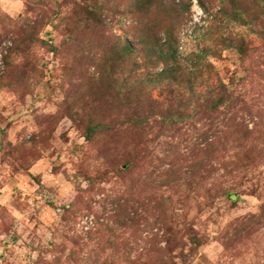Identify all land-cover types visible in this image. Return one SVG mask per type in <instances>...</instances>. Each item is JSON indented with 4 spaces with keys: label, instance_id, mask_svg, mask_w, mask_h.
Masks as SVG:
<instances>
[{
    "label": "clouds",
    "instance_id": "1",
    "mask_svg": "<svg viewBox=\"0 0 264 264\" xmlns=\"http://www.w3.org/2000/svg\"><path fill=\"white\" fill-rule=\"evenodd\" d=\"M58 2L25 0L16 26H40L0 52L5 143L48 145L26 171L0 164V264H264V12L210 21L185 50L194 77L100 118L69 95Z\"/></svg>",
    "mask_w": 264,
    "mask_h": 264
},
{
    "label": "rangeland",
    "instance_id": "2",
    "mask_svg": "<svg viewBox=\"0 0 264 264\" xmlns=\"http://www.w3.org/2000/svg\"><path fill=\"white\" fill-rule=\"evenodd\" d=\"M24 11H33L25 0H0V52L12 51L4 44L8 40L15 44L13 36L23 34L24 40L34 37L40 20L25 18L21 26L15 24ZM61 11L64 14L56 31L64 37L62 49L71 57L66 73L69 95L74 101L87 97L93 111L103 118L122 108L139 107L149 89L168 88L194 77L192 69L197 68L200 56L185 54L191 39L210 31L209 22L220 17L240 24L255 23L264 12V0H59L58 16ZM220 43L241 50L245 47L243 41L231 37ZM207 51L201 50V55ZM130 56L139 65L131 76H135V84L129 81ZM169 69L171 74H164ZM4 120L0 115V124ZM11 127L7 124L0 129V164L10 161L13 172L26 171L30 162L41 157L37 145L47 148V138L22 130L15 134L17 144L13 146L5 143ZM88 131L91 135L93 129ZM59 170L54 167L52 172ZM31 180L40 183L39 176ZM46 203L55 209L51 202Z\"/></svg>",
    "mask_w": 264,
    "mask_h": 264
},
{
    "label": "trees",
    "instance_id": "3",
    "mask_svg": "<svg viewBox=\"0 0 264 264\" xmlns=\"http://www.w3.org/2000/svg\"><path fill=\"white\" fill-rule=\"evenodd\" d=\"M169 36H172L171 34L169 35ZM128 60L130 61V62H132L131 63V70H130V74H129V81H130V83H133V84H135V83H137V81L134 79L135 78V76L133 77V78H131V76L134 74V71L135 70H137V68L139 67V65H137V63H136V61H132L133 60V57L132 56H130V57H128ZM173 67V66H172ZM171 70L172 69H169V70H167V71H164V74L166 73V75L170 72V74H171ZM153 82V81H152Z\"/></svg>",
    "mask_w": 264,
    "mask_h": 264
}]
</instances>
